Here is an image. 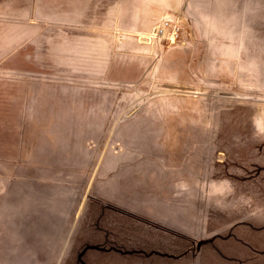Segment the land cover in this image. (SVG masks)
Masks as SVG:
<instances>
[{
	"label": "rangeland",
	"instance_id": "rangeland-1",
	"mask_svg": "<svg viewBox=\"0 0 264 264\" xmlns=\"http://www.w3.org/2000/svg\"><path fill=\"white\" fill-rule=\"evenodd\" d=\"M67 2L0 0V264H264V0Z\"/></svg>",
	"mask_w": 264,
	"mask_h": 264
},
{
	"label": "crops",
	"instance_id": "crops-1",
	"mask_svg": "<svg viewBox=\"0 0 264 264\" xmlns=\"http://www.w3.org/2000/svg\"><path fill=\"white\" fill-rule=\"evenodd\" d=\"M68 4L74 8V5L82 6L83 16L85 17L86 13L90 11L91 5H99V10L104 11V19L99 20L98 27H119L122 26V0H67ZM138 4L134 10L150 12L148 14L152 15L153 18L158 17L162 14L163 10L169 8V6H164V0H136ZM168 5V4H167ZM158 12V14H153V12ZM106 14L109 15V18L106 19ZM161 16V18L166 17ZM75 24V23H73ZM79 24V23H77ZM137 24V23H136ZM90 26V22L88 23ZM82 26L85 27L87 24L83 21Z\"/></svg>",
	"mask_w": 264,
	"mask_h": 264
},
{
	"label": "built area",
	"instance_id": "built-area-1",
	"mask_svg": "<svg viewBox=\"0 0 264 264\" xmlns=\"http://www.w3.org/2000/svg\"><path fill=\"white\" fill-rule=\"evenodd\" d=\"M179 27L176 22L169 17L163 18L154 26L146 37L147 39L155 38V36L164 37L167 41L173 42L178 38Z\"/></svg>",
	"mask_w": 264,
	"mask_h": 264
}]
</instances>
